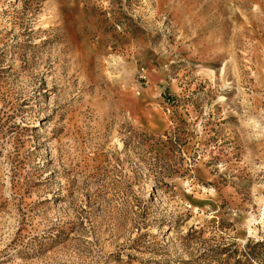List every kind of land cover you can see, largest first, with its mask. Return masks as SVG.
Returning <instances> with one entry per match:
<instances>
[{"label":"rangeland","instance_id":"rangeland-1","mask_svg":"<svg viewBox=\"0 0 264 264\" xmlns=\"http://www.w3.org/2000/svg\"><path fill=\"white\" fill-rule=\"evenodd\" d=\"M0 264H264V0H0Z\"/></svg>","mask_w":264,"mask_h":264}]
</instances>
